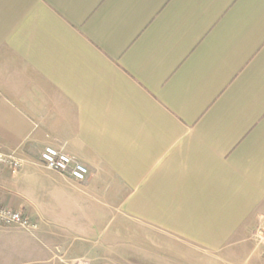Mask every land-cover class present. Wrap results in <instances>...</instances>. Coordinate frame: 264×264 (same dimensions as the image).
I'll return each mask as SVG.
<instances>
[{
  "label": "crops",
  "instance_id": "1",
  "mask_svg": "<svg viewBox=\"0 0 264 264\" xmlns=\"http://www.w3.org/2000/svg\"><path fill=\"white\" fill-rule=\"evenodd\" d=\"M0 146V205L34 224L0 226V264L141 236L264 264V0H0Z\"/></svg>",
  "mask_w": 264,
  "mask_h": 264
},
{
  "label": "rangeland",
  "instance_id": "2",
  "mask_svg": "<svg viewBox=\"0 0 264 264\" xmlns=\"http://www.w3.org/2000/svg\"><path fill=\"white\" fill-rule=\"evenodd\" d=\"M2 225L3 224H0V226ZM174 242L177 245L176 251L154 245L151 241L147 240L145 236H141V238L139 237L138 239H132L127 249H123V247L121 248V244L118 241L112 244L100 242L92 247L91 245H88L90 248V250H88L89 252H87L88 256L80 259V261L76 260L74 264H83L84 262L90 263L94 259L101 261L112 260L117 262L128 261L133 264H201V257H199L200 252L195 250L194 253L192 252L191 254H194L196 257L188 260L185 257L184 252L186 244L183 242L185 241L180 236H176ZM178 247H181V249H178ZM211 263L214 262L211 261Z\"/></svg>",
  "mask_w": 264,
  "mask_h": 264
},
{
  "label": "built area",
  "instance_id": "3",
  "mask_svg": "<svg viewBox=\"0 0 264 264\" xmlns=\"http://www.w3.org/2000/svg\"><path fill=\"white\" fill-rule=\"evenodd\" d=\"M40 158L47 168L67 174L78 181L85 180L89 174V170L85 164L76 160L70 154L52 146H45L40 153ZM0 165L8 167L12 173H15L19 168V162L12 155L5 153L1 146ZM0 224L25 228L34 226L29 217L22 211L2 205H0Z\"/></svg>",
  "mask_w": 264,
  "mask_h": 264
}]
</instances>
